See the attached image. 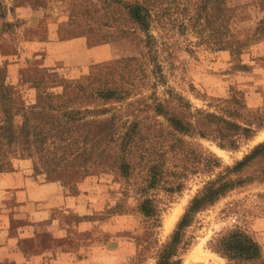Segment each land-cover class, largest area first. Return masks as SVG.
<instances>
[{
	"label": "rangeland",
	"instance_id": "374dc122",
	"mask_svg": "<svg viewBox=\"0 0 264 264\" xmlns=\"http://www.w3.org/2000/svg\"><path fill=\"white\" fill-rule=\"evenodd\" d=\"M263 18L264 0H0V264H157L224 182L172 260L230 264L211 246L237 231L264 264V152L238 165L264 142Z\"/></svg>",
	"mask_w": 264,
	"mask_h": 264
},
{
	"label": "trees",
	"instance_id": "16d2710c",
	"mask_svg": "<svg viewBox=\"0 0 264 264\" xmlns=\"http://www.w3.org/2000/svg\"><path fill=\"white\" fill-rule=\"evenodd\" d=\"M124 6L129 20L137 24L141 30L148 31V19L150 16L148 9H146L138 1L134 3L125 4ZM260 24V30L261 32H264V18L260 21ZM147 36L148 38L151 37L150 34H147ZM147 43L149 44L150 42L148 41ZM102 93H104L103 95H105V97L109 98L114 95L115 90H104V92ZM171 121L172 124L176 127V129H180L183 131L186 129L179 120ZM223 123L225 124V129L227 128L226 125L233 128H239V126H236L229 121H224ZM243 131L247 134L251 132V130L247 128H243ZM262 152H264V142L257 145L250 155L246 156L244 160L238 162V165H245L246 162H248L255 156L261 154ZM231 184L232 182H224L221 186L218 187L215 186V184H211L205 189L204 193L201 196L196 197L191 202V205L189 206L188 210L180 219L170 242L165 246L162 251V254H160L157 264H178V261L172 260V257L175 255L176 246L180 241V232L185 226L190 223L192 213L198 210V208H200L205 202L212 201L214 197H216L220 194V192L223 191L224 188H227ZM141 209L147 215L153 213L151 205L149 204V200H144L141 205ZM211 247L213 250L226 257L229 260L230 264H248L249 262L255 261L260 256L258 245L253 242L251 238L237 231H233L220 236L212 243Z\"/></svg>",
	"mask_w": 264,
	"mask_h": 264
},
{
	"label": "bare ground",
	"instance_id": "6f19581e",
	"mask_svg": "<svg viewBox=\"0 0 264 264\" xmlns=\"http://www.w3.org/2000/svg\"><path fill=\"white\" fill-rule=\"evenodd\" d=\"M262 136H259V138H261ZM171 221V220H170Z\"/></svg>",
	"mask_w": 264,
	"mask_h": 264
}]
</instances>
